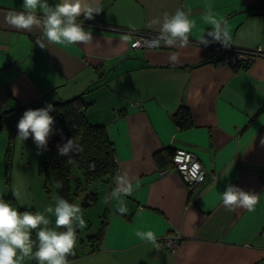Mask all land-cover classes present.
Instances as JSON below:
<instances>
[{
	"label": "crops",
	"instance_id": "crops-1",
	"mask_svg": "<svg viewBox=\"0 0 264 264\" xmlns=\"http://www.w3.org/2000/svg\"><path fill=\"white\" fill-rule=\"evenodd\" d=\"M99 3L103 11L94 19L79 18L92 32L91 43L41 49L35 45L41 31L6 21L23 0H0V115L19 104L82 95L86 119L104 126L114 144L117 174L134 185L123 197V215L108 199L115 180L91 186L105 200L100 218L104 214L107 224L99 248L86 256H95L93 264H264V0ZM208 6L227 20L230 47L199 43L202 35L213 39L202 19ZM177 9L190 10L196 22L187 47L130 48L135 33L158 36L160 26L151 21ZM216 45L262 54L236 68L217 61ZM181 107L191 115L183 128L173 121ZM176 149L194 153L205 171L194 192L172 166L167 150ZM228 185L260 195L259 202L251 211L228 210L220 196ZM137 231H153L157 244ZM166 239L177 242L175 251Z\"/></svg>",
	"mask_w": 264,
	"mask_h": 264
},
{
	"label": "clouds",
	"instance_id": "clouds-1",
	"mask_svg": "<svg viewBox=\"0 0 264 264\" xmlns=\"http://www.w3.org/2000/svg\"><path fill=\"white\" fill-rule=\"evenodd\" d=\"M21 7L20 11H9L6 21L19 30L41 31L42 36H37L35 40V45L41 49H45L48 44L68 46L91 43L92 32L85 30L83 21L79 18L83 16L85 20H92L103 11L99 0H59L53 5H50L48 0H23ZM202 19L213 29L207 33V36L213 39L209 41L202 35L200 44L207 46L219 42L224 47L231 46L230 29L226 19L218 18L211 10V6L206 7ZM151 23L160 26L159 35L151 42L153 46L163 43L167 46L187 47L189 36L196 28L190 10L183 9H177L172 14L165 12L161 18L153 19ZM131 38V35L124 36L125 40ZM171 59L175 60V57ZM54 111L52 104L40 109L26 110L17 124V139L25 141L31 136L39 150H47L48 139L55 122L50 113ZM78 140L79 137H73L63 145L57 146L59 154L68 157V164H75L72 154L82 151ZM115 184L116 187L108 199L117 201V211L123 215L128 211L123 197L132 194L134 185L127 178V174L119 173L115 176ZM62 186L61 181L56 182L57 188ZM135 187H139L138 182ZM220 196L223 205L230 211L236 208L251 211L260 197L254 192H245L234 185H228ZM48 214L55 217L54 227L50 226L52 221ZM84 227L86 222L81 206L62 197L57 196L55 206L47 207L44 213L29 210L21 212L11 201L0 198V264H24L26 259H35L38 264H70L68 257L75 255L77 229ZM33 232L36 240L32 239ZM136 236L154 245L157 244V237L153 231H137Z\"/></svg>",
	"mask_w": 264,
	"mask_h": 264
},
{
	"label": "trees",
	"instance_id": "trees-1",
	"mask_svg": "<svg viewBox=\"0 0 264 264\" xmlns=\"http://www.w3.org/2000/svg\"><path fill=\"white\" fill-rule=\"evenodd\" d=\"M216 46H218L216 48H219L217 49V52H219L217 61H219L227 48L222 49L219 45ZM252 60L253 59H249V62ZM240 64L235 67L238 68ZM247 65H245L244 68H246ZM49 104H52L55 108V111L50 113V115L55 118V122L53 125V132L48 139V143L57 148V152L51 161H44L42 166L44 168L49 167L50 169L54 184L55 198L59 196L71 203L73 201V196H75L80 189V191H84L81 200L82 206L87 208L93 205L97 199V194L91 190V186L98 181L111 184L115 180V176L117 175V163L115 160L114 144L109 138L104 126L91 124L86 119L84 111L88 104L84 101L82 95L63 101L56 100L50 102ZM46 105L39 106L37 104H19L12 108L5 109L1 113L0 130L5 129L8 133V148H10V144L13 139L18 136L17 124L23 116V113L28 109L35 110L44 108ZM173 121L179 128L190 125L191 115L188 109L181 107L174 115ZM73 137H79L78 143L82 148V151L77 154H72L76 161L75 164H68V157L60 155L57 146L63 145L67 142V140ZM29 138L32 137L30 136ZM167 151L168 155L171 157L173 156L175 150ZM160 162L157 163L160 165ZM74 165L82 171L83 187L76 184V182L73 187L70 184V172ZM158 167H161V165ZM57 181L62 182L63 186L61 188L56 187ZM7 197L8 198L4 199L13 200V196L11 194ZM100 219L97 231H93L87 237L90 245V252H95L99 248L100 241L106 228L107 220L104 214ZM74 253L75 255L68 257L70 264H73L78 258V254L75 249Z\"/></svg>",
	"mask_w": 264,
	"mask_h": 264
},
{
	"label": "rangeland",
	"instance_id": "rangeland-1",
	"mask_svg": "<svg viewBox=\"0 0 264 264\" xmlns=\"http://www.w3.org/2000/svg\"><path fill=\"white\" fill-rule=\"evenodd\" d=\"M16 136L9 145L8 133L5 129L0 130V198H8L10 194L11 201L19 211L25 210L44 213L49 206H55L54 184L49 167L42 166L44 161H51L57 152V148L47 144V150H39L32 138L25 141L17 139ZM40 152V154H37ZM70 184L72 187L76 184L83 187L82 171L74 165L70 172ZM84 191L78 190L73 196V201L81 206L83 218L86 227L77 229V244L74 248L78 258L73 264H93L95 256H86L89 254L88 235L97 231L100 222V214L104 210V198L97 195L93 205L85 208L81 200ZM97 194V193H96ZM52 221L50 226H55V217L48 214ZM95 231V232H96ZM33 240H36L35 232L32 234ZM35 247L33 251H35ZM24 264H38L35 259H26Z\"/></svg>",
	"mask_w": 264,
	"mask_h": 264
},
{
	"label": "built area",
	"instance_id": "built-area-1",
	"mask_svg": "<svg viewBox=\"0 0 264 264\" xmlns=\"http://www.w3.org/2000/svg\"><path fill=\"white\" fill-rule=\"evenodd\" d=\"M156 37V35L144 32L135 33V38L130 43V48L133 50H159L161 44L159 46H153L151 44ZM215 49L219 48L215 47ZM253 53L262 54L260 49L255 50ZM253 53L234 49L225 50L218 62L235 67L242 63L243 60H249V57L252 56ZM171 163L176 173L181 177L185 185H187L188 192H194L201 186L205 178V171L194 153L183 149H176L171 157ZM176 243L174 239L165 240L166 247L172 251H175V247L177 246Z\"/></svg>",
	"mask_w": 264,
	"mask_h": 264
}]
</instances>
